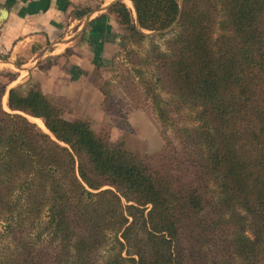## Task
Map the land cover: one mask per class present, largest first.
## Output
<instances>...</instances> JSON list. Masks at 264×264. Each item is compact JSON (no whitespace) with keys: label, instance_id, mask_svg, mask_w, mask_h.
Wrapping results in <instances>:
<instances>
[{"label":"trees","instance_id":"obj_1","mask_svg":"<svg viewBox=\"0 0 264 264\" xmlns=\"http://www.w3.org/2000/svg\"><path fill=\"white\" fill-rule=\"evenodd\" d=\"M132 1L136 17L122 1L112 10L124 43L151 40L152 74L131 68L133 81L196 155L188 163L204 183L181 184L172 165L165 170L164 151L150 167L90 122L64 118L37 85L10 88L7 111L0 87V217L12 240L0 264H189L187 227L197 228L200 264H225L212 255L219 235L244 264H264V0ZM174 23L162 51L146 31ZM163 82L170 96L156 90ZM185 109L198 123L176 130ZM21 113L42 118L55 138ZM105 184L133 201L128 213L113 189L91 190Z\"/></svg>","mask_w":264,"mask_h":264},{"label":"rangeland","instance_id":"obj_2","mask_svg":"<svg viewBox=\"0 0 264 264\" xmlns=\"http://www.w3.org/2000/svg\"><path fill=\"white\" fill-rule=\"evenodd\" d=\"M180 2L182 4V1ZM175 26L176 23L166 28L163 32H146H152L155 36V42L159 44L160 49L162 51H168L167 42L173 35ZM150 49V39L140 43L134 41H127L124 43L123 41L121 46H119V50H116L114 53L111 64L94 68L87 72L84 79L82 77V82L80 83L82 89L79 91L75 90L74 94L69 95L67 83L64 82H55L49 85V87L43 83L42 86H45V88L49 90V92L46 93L47 96L53 100L54 103L62 107V116L64 118L68 120L83 119L90 122L91 127L99 136L109 138L113 143L121 142L127 150L135 153L150 167H157L155 163H159L161 159L156 160L154 156L164 151L167 153L164 159V163H167L165 164V170H171L169 165H172V171L178 175L181 184L198 187L199 184L204 183L202 176L198 173L200 169L196 166L195 173L193 166L188 163V157L192 160L196 155L192 154L191 156L186 153L183 148L182 139L173 127L162 125L152 107V98L148 92L147 86L143 83H135L133 81L132 76L137 72L134 71L133 73L131 68L134 67H142L145 73L151 76L150 65L146 62ZM63 68H67L68 70L69 66ZM135 78L136 80L138 79L136 75ZM12 79L13 73L11 71L6 69L0 70V87L6 88L2 104L4 109L10 112L11 110L8 107V91L11 87ZM164 83L165 82L156 86V90H160L161 94L167 97V95L170 96L167 92L169 89L164 86ZM36 85L39 88L41 86V84ZM101 87L109 91L108 95L101 90ZM150 87L152 89V86ZM22 88H24V86ZM75 88H77V86H75ZM181 105L189 107V105H184L183 103ZM185 112L186 109L182 114L175 113L174 120L176 122V130L186 122L198 123L197 121L193 122L192 118H189L191 115L190 112H186V114ZM21 114L25 115L40 130L48 133L53 139L55 138L42 118L34 117L26 113ZM168 140H170L172 144H169ZM61 144L66 145L62 142ZM75 166L78 173V163H76ZM107 188L113 189L121 196L123 204L122 210L128 213L125 205L133 201H128L117 187L105 184L100 189L91 188V190L97 192ZM210 193L218 194L216 190H212ZM219 195H217L215 199ZM102 203L105 204H101L100 207L102 211H106L108 199L103 200ZM208 212L213 213L211 209H209ZM5 226V217H0V257L3 256L12 245V240L8 233H5ZM246 229L247 233L252 235V230L249 225L246 226ZM196 230L197 228L193 229L187 227L185 231H183L181 237L185 250L184 260L189 264H200L199 249L196 247L197 243L192 238ZM108 231L111 233L113 230ZM119 234H121V232ZM221 237L222 235H219L216 238V242L212 247L218 250H213L212 255L218 260H224L225 264H244L243 260L239 258L237 254L236 256L234 255L232 249H227L230 242L226 240V238L221 241ZM124 254L127 255L125 252Z\"/></svg>","mask_w":264,"mask_h":264},{"label":"crops","instance_id":"obj_3","mask_svg":"<svg viewBox=\"0 0 264 264\" xmlns=\"http://www.w3.org/2000/svg\"><path fill=\"white\" fill-rule=\"evenodd\" d=\"M118 1L136 17L132 0H0V70L13 73L10 88L41 84L47 93L43 83L64 82L69 95L82 89V77L110 65L123 42L112 10Z\"/></svg>","mask_w":264,"mask_h":264},{"label":"water","instance_id":"obj_4","mask_svg":"<svg viewBox=\"0 0 264 264\" xmlns=\"http://www.w3.org/2000/svg\"><path fill=\"white\" fill-rule=\"evenodd\" d=\"M182 1V0H181ZM164 31V30H163ZM163 31H160V32H163Z\"/></svg>","mask_w":264,"mask_h":264}]
</instances>
